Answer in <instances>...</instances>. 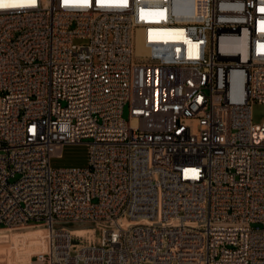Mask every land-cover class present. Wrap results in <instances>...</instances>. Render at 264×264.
<instances>
[{"label": "built area", "instance_id": "obj_1", "mask_svg": "<svg viewBox=\"0 0 264 264\" xmlns=\"http://www.w3.org/2000/svg\"><path fill=\"white\" fill-rule=\"evenodd\" d=\"M0 3V227L47 231L23 264H264V0Z\"/></svg>", "mask_w": 264, "mask_h": 264}, {"label": "rangeland", "instance_id": "obj_2", "mask_svg": "<svg viewBox=\"0 0 264 264\" xmlns=\"http://www.w3.org/2000/svg\"><path fill=\"white\" fill-rule=\"evenodd\" d=\"M122 116L124 119H128V109L127 106L124 107ZM252 122L253 123H262L264 122V105L261 104H255L252 107ZM86 140H84L83 143H77V144H69L66 145L62 150L61 157H52L50 159V165L54 168L58 167H84L87 163V149L88 146L85 143ZM18 174H16L13 178L9 180V182H13L18 178ZM35 224H28L23 226H15V227H0V232L3 233L5 236V242L1 244H5V246H8L11 240V236L13 234L17 235L19 232H23L26 230L38 228L41 226H34ZM87 231L84 232H74L73 234L81 235L85 234ZM91 232V230H90ZM5 253H7V249H1L0 250V258H2ZM36 253V252H35ZM35 253H31L27 258V261H30L34 258ZM23 259V260H24ZM18 262L17 264H19Z\"/></svg>", "mask_w": 264, "mask_h": 264}, {"label": "crops", "instance_id": "obj_3", "mask_svg": "<svg viewBox=\"0 0 264 264\" xmlns=\"http://www.w3.org/2000/svg\"><path fill=\"white\" fill-rule=\"evenodd\" d=\"M65 147V146H64ZM47 231L38 228L19 232L11 236L8 246L1 244L5 242V236L0 232V250L7 249V253L0 258V264H23L31 253L43 251L46 248ZM24 259V260H23Z\"/></svg>", "mask_w": 264, "mask_h": 264}, {"label": "bare ground", "instance_id": "obj_4", "mask_svg": "<svg viewBox=\"0 0 264 264\" xmlns=\"http://www.w3.org/2000/svg\"><path fill=\"white\" fill-rule=\"evenodd\" d=\"M135 53L137 55H145L147 54V50L144 48V46L142 45V43L139 41L138 37L136 39V44H135ZM90 227H84V226H73L71 228L72 232H84V231H87L86 229H89ZM40 229H43V228H40ZM44 230V229H43ZM92 232V230H91Z\"/></svg>", "mask_w": 264, "mask_h": 264}, {"label": "snow or ice", "instance_id": "obj_5", "mask_svg": "<svg viewBox=\"0 0 264 264\" xmlns=\"http://www.w3.org/2000/svg\"><path fill=\"white\" fill-rule=\"evenodd\" d=\"M17 6H22V5H17L16 3H0V7H17Z\"/></svg>", "mask_w": 264, "mask_h": 264}]
</instances>
